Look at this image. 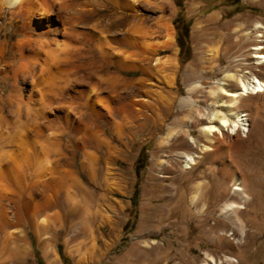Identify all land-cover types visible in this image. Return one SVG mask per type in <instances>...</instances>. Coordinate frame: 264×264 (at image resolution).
<instances>
[{"label": "rangeland", "instance_id": "obj_1", "mask_svg": "<svg viewBox=\"0 0 264 264\" xmlns=\"http://www.w3.org/2000/svg\"><path fill=\"white\" fill-rule=\"evenodd\" d=\"M146 1L140 14L145 17L142 35L148 37L141 42L149 43L150 48L163 43V33L154 34L159 24L173 25L175 37L173 51L145 55L141 61L153 74L146 78L149 93L138 99L151 102L156 110L147 112L146 130L133 138L125 135L122 142L104 119L98 125L87 123L93 133H98L94 134L101 147L85 139L81 141L84 144L77 143L70 134L63 144H57L58 148L54 144H36L29 152L34 167L27 173L43 177L51 172L48 180L64 178L57 199L63 205L39 216L35 225L27 223L10 230L13 241L7 249L0 244V264H264V127H259L251 143L237 151L242 160H250L248 167L239 168L252 178L242 186L248 202L243 203L234 194L235 187L221 175L222 168H217L219 161L208 165L203 160L200 168L185 171L182 159L184 154L200 155L199 149L191 147L187 140L190 136L202 139L198 114L211 109L210 91L224 78L228 58L238 54V49L251 46L247 43L240 48L235 32L240 30V23L264 24V8L254 0ZM116 13L122 16L125 12L117 8ZM108 15L106 19L114 17L103 11V16ZM215 15H220L219 23L210 20ZM111 36L102 35L107 42ZM5 39L2 33L0 42ZM19 39L17 34L10 42ZM215 46L220 56L216 62L208 57ZM123 47L114 46L111 58L127 51ZM169 57L177 61L175 68L157 73L156 60ZM217 65L219 68L212 71ZM129 72L115 67L111 74L128 81L143 78L141 72ZM96 87V94L103 93L101 98L108 96L101 86ZM189 95L196 107L181 106L180 100ZM259 115L264 125V108H260ZM63 128L68 131L66 126ZM103 140L110 143L111 149L102 144ZM237 141L241 139L226 143L227 152ZM51 164L56 165V172L50 169L54 168ZM167 164L171 168H166ZM43 180H38V188ZM3 189L6 192L8 188ZM67 196L72 197L71 201ZM3 203L8 204L6 200ZM231 204L242 208L225 211ZM43 225L48 232H44ZM211 258L214 262H210Z\"/></svg>", "mask_w": 264, "mask_h": 264}, {"label": "bare ground", "instance_id": "obj_2", "mask_svg": "<svg viewBox=\"0 0 264 264\" xmlns=\"http://www.w3.org/2000/svg\"><path fill=\"white\" fill-rule=\"evenodd\" d=\"M254 1L264 8V0ZM146 3V0H0V20H3L0 35L3 33L6 37L0 42V244L4 249L13 239L10 230L27 223L35 225L39 216L63 205L58 204L57 199L64 178L48 180L50 171V175L43 177L27 173L34 167H31L29 152L36 144L44 143L46 147L54 144L58 148L57 144L61 141L63 144L70 134L77 143L85 139L94 147H101L95 136L97 132L94 134L87 123L98 125L104 119L109 121L110 130L120 141L127 134L128 138H133L146 130L147 112L155 110V106L138 97L149 93L146 78L151 77L153 71L141 61L144 62L145 55L173 51L175 43L173 25L169 24H159L158 32L153 31L165 36L163 43L153 42L156 48H150L149 41L147 45L141 42L148 37L142 35L145 17L140 14ZM117 8L129 14L120 16L116 13ZM105 10L116 14L106 19L110 16H103ZM210 20L219 23L220 15L212 16ZM239 28L235 32L238 35L236 43L240 48L247 43L251 46L238 49L237 55L228 58L224 78L213 85L208 97L211 111L198 114L202 121V139L190 136L187 140V144L199 149L200 155L184 154L182 159L186 163L185 171L200 168L203 160L208 165L219 161V167H216L222 168L221 175L235 187L234 194L244 203L248 202L249 196L242 186L252 178L239 168L249 166L250 160H242L237 151L251 143L255 131L264 127L262 115H259L260 108H264V24L259 21L252 25L240 23ZM17 34L20 39L11 43V38ZM104 34L112 35L108 42L102 37ZM114 46H126L127 51L111 58L110 50H114ZM231 49L230 46L225 50V56ZM218 51L217 46L209 51L211 61H219ZM156 61V72L161 74L172 71L177 62L172 57ZM115 67L120 72H141L143 78L128 81L119 74H111ZM214 67L212 71L219 68L218 65ZM99 71H103V75H99ZM86 86H91L90 90H86ZM96 86H101L99 88H103L102 92L105 90L108 96L101 98L103 93L96 94ZM127 90L131 92L125 94ZM195 103L190 95L180 100L181 106L188 108L194 107ZM168 109L166 107L165 111ZM233 138L241 141L234 142L227 152L226 143L233 142ZM102 144L111 149L107 141L103 140ZM56 165L50 169L55 171ZM57 166L61 167V164ZM166 168H171L170 164ZM41 179L44 182L40 183L39 189L38 180ZM6 186L5 192L3 187ZM5 200L8 204L3 203ZM241 208L231 204L225 211ZM42 229L49 231L44 225Z\"/></svg>", "mask_w": 264, "mask_h": 264}]
</instances>
